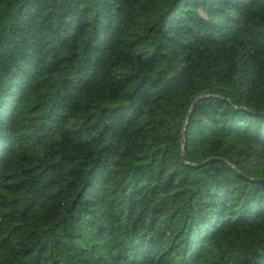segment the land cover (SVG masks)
Listing matches in <instances>:
<instances>
[{
	"label": "trees",
	"instance_id": "1",
	"mask_svg": "<svg viewBox=\"0 0 264 264\" xmlns=\"http://www.w3.org/2000/svg\"><path fill=\"white\" fill-rule=\"evenodd\" d=\"M0 264H264V0H0Z\"/></svg>",
	"mask_w": 264,
	"mask_h": 264
},
{
	"label": "water",
	"instance_id": "2",
	"mask_svg": "<svg viewBox=\"0 0 264 264\" xmlns=\"http://www.w3.org/2000/svg\"><path fill=\"white\" fill-rule=\"evenodd\" d=\"M197 102L198 101H196L195 103H194V106L197 104ZM191 113H190V115H189V119L191 118ZM187 128V127H186ZM185 131H186V129L183 131V138H182V143L184 144V137H185ZM184 159H185V157H184ZM212 161H209V162H207L206 164H210ZM203 166H205V164L204 165H202V166H198V168H201V167H203Z\"/></svg>",
	"mask_w": 264,
	"mask_h": 264
}]
</instances>
